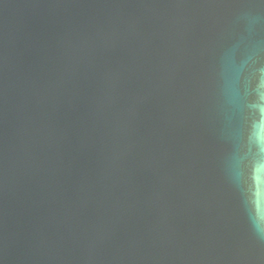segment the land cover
<instances>
[{
	"label": "water",
	"instance_id": "water-1",
	"mask_svg": "<svg viewBox=\"0 0 264 264\" xmlns=\"http://www.w3.org/2000/svg\"><path fill=\"white\" fill-rule=\"evenodd\" d=\"M0 264H264V0H0Z\"/></svg>",
	"mask_w": 264,
	"mask_h": 264
}]
</instances>
